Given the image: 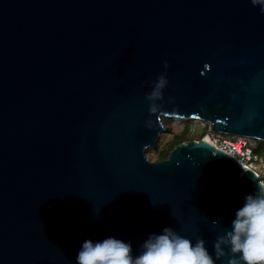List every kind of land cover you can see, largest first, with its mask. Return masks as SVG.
<instances>
[{
	"label": "water",
	"instance_id": "water-1",
	"mask_svg": "<svg viewBox=\"0 0 264 264\" xmlns=\"http://www.w3.org/2000/svg\"><path fill=\"white\" fill-rule=\"evenodd\" d=\"M162 119L264 143L259 5L0 0V264H76L85 240L109 237L135 258L166 227L205 240L215 259L264 177L205 140L150 161Z\"/></svg>",
	"mask_w": 264,
	"mask_h": 264
},
{
	"label": "clouds",
	"instance_id": "clouds-1",
	"mask_svg": "<svg viewBox=\"0 0 264 264\" xmlns=\"http://www.w3.org/2000/svg\"><path fill=\"white\" fill-rule=\"evenodd\" d=\"M253 6H260L264 14V0H251ZM164 67L168 68L167 61ZM168 84L166 74L151 83L152 90L145 95L150 114L157 112L158 101H162L163 90ZM151 121H146L149 127ZM213 225H219L213 221ZM206 242L181 236L172 228H164L162 234H152L143 243L135 258L130 243L116 238L93 242L85 240L76 257V264H216L227 256V264H264V184L256 183V190L244 197L243 206L231 222L230 230L213 243L215 259L209 253ZM225 248L228 251H225Z\"/></svg>",
	"mask_w": 264,
	"mask_h": 264
},
{
	"label": "built area",
	"instance_id": "built-area-1",
	"mask_svg": "<svg viewBox=\"0 0 264 264\" xmlns=\"http://www.w3.org/2000/svg\"><path fill=\"white\" fill-rule=\"evenodd\" d=\"M190 121L195 123L193 120ZM196 125L203 128V135L200 140H204L206 137L210 138L214 143L210 144L224 151L228 156L233 157L243 169L253 171L256 178L264 177L263 142L243 136L232 137L233 140H226L223 135L212 133L207 124L198 120L190 126V130L194 133H197L195 131ZM259 180L261 184H264V179Z\"/></svg>",
	"mask_w": 264,
	"mask_h": 264
},
{
	"label": "rangeland",
	"instance_id": "rangeland-1",
	"mask_svg": "<svg viewBox=\"0 0 264 264\" xmlns=\"http://www.w3.org/2000/svg\"><path fill=\"white\" fill-rule=\"evenodd\" d=\"M196 123V120H193ZM193 123V124H195ZM162 124L164 125V132L160 134L156 145L154 148H148L145 150V156L150 161H158L159 152L165 150L170 142L175 138V136L183 133V128L185 124L178 119H162ZM195 131L201 133L203 128L199 125H196ZM186 138H191L190 135H187ZM226 140H233L232 137L224 136ZM170 150V147H169ZM170 152V151H169ZM264 155V151H263Z\"/></svg>",
	"mask_w": 264,
	"mask_h": 264
},
{
	"label": "trees",
	"instance_id": "trees-1",
	"mask_svg": "<svg viewBox=\"0 0 264 264\" xmlns=\"http://www.w3.org/2000/svg\"><path fill=\"white\" fill-rule=\"evenodd\" d=\"M180 121H182L185 124V126L183 128V133L180 134V135L175 136V138L172 140V142H170V144L168 145V147L165 150L159 152L158 160H163V159L167 158L168 155H169V153L171 152V150L175 146H177L178 144H180V143H183V142L186 143V142H189V141H193V140L196 141V140H200L201 139V137L203 135V132H201V133H194V132H192L190 130V126L193 124L192 121H184V120H180ZM187 135H190L191 138H189V139L186 138ZM169 147H170V150H169Z\"/></svg>",
	"mask_w": 264,
	"mask_h": 264
},
{
	"label": "bare ground",
	"instance_id": "bare-ground-1",
	"mask_svg": "<svg viewBox=\"0 0 264 264\" xmlns=\"http://www.w3.org/2000/svg\"><path fill=\"white\" fill-rule=\"evenodd\" d=\"M163 126H164V125H163ZM204 140H205V141H207V142H209V143H212V144H214V143L211 141V139H210V138H208V137H206Z\"/></svg>",
	"mask_w": 264,
	"mask_h": 264
}]
</instances>
